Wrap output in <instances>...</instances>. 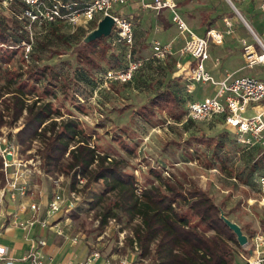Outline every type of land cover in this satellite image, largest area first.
<instances>
[{
	"label": "rangeland",
	"instance_id": "374dc122",
	"mask_svg": "<svg viewBox=\"0 0 264 264\" xmlns=\"http://www.w3.org/2000/svg\"><path fill=\"white\" fill-rule=\"evenodd\" d=\"M175 1L179 5L178 12L196 34L205 36L206 25L203 21L206 16L208 17L206 23L216 19L213 27L223 31L224 43L217 45L211 42L209 46L210 61L207 66L216 78L221 79L226 73H234L235 77L254 76L264 80V65L243 68L245 65L242 53L243 40L256 43L257 49L261 51L246 23L248 22L264 40V19L258 2H235L243 19L227 0ZM137 4L138 0H129L125 5H115L113 10L117 15L139 14L137 17L128 18L132 23L131 43L119 38L116 25L110 37L96 46L85 41L87 35L94 29L83 37L77 36L79 29L74 25L62 26L52 33L41 27L42 25L32 27L29 31L34 43L37 39L47 41V48L37 53L45 60L41 66L48 65L53 78L50 77V83L47 80L40 83L28 80L22 83L28 85V88L23 89L26 102L29 104L36 100L51 102L59 111V114L54 115V119L59 123L69 118L78 120L82 135L100 154L124 160V170L136 176L138 193L150 183H159L156 176L158 174L174 181L178 179L184 182L187 188L198 187L205 190L222 206V211L228 214L230 220L243 227V232L247 236L252 238L256 233H264L262 186L259 185L258 178L248 185L237 177L249 162L253 167L255 154L238 149L233 129L227 127L222 118L199 121L188 117L189 101L216 96L217 87L214 84L196 82L191 92L183 90V97L189 101L184 104L180 119L173 118L168 110L162 109L156 110L155 115L147 121L138 114L140 107L147 104L168 79L174 78L173 72L180 70L178 63L182 64L191 58L181 54L182 41L185 38L172 22V12L163 10L158 14L153 9L137 7ZM225 17L232 21L230 33L226 30ZM58 34L65 39H60ZM66 40L69 43H66ZM156 40L163 44L172 43L171 53L164 61L153 55ZM134 50L135 53L132 52ZM24 51L22 45V49L20 48L8 65L14 77L36 66L34 58L24 57ZM130 54L144 60L143 68L136 74L135 80L129 83L105 82L102 78L103 70L113 69L110 68L111 64L118 60L125 66ZM80 70H84L83 73L96 83L95 88L82 79ZM0 86H3V83H0ZM18 87L19 82H15L9 84L7 88L0 89V109L4 108L2 101L12 97V93L7 91ZM26 114L25 112L20 119L10 124L8 122L11 121V117L5 112L3 120L7 123L0 125V137L15 141L26 157L37 155L41 160L40 168L43 174L33 176V190L37 188L42 193L50 188L53 194L57 187H61L67 192L71 190L78 192L80 199L77 201V207L81 210L77 213L74 209L68 213L71 226L65 231L72 232L80 240L87 242L91 250H100L103 255L130 256L142 264H153L150 257L139 256L141 250L133 232V226L141 223L142 218L132 216L131 221L125 216L121 217L122 220L109 218L105 225H101L100 212L103 205L116 201V197L112 195L116 192L113 191L107 193L108 196L111 195L110 199H106L99 206L92 205V195L101 193L105 187L103 180L86 187V178L78 176L76 186L71 188L70 175L46 173L43 169L41 151L44 145L41 139L34 140L26 152L22 151L16 133L24 125ZM246 115L251 116L253 112ZM221 134H226L229 139L227 137L224 139ZM194 136L204 139L212 136L211 138L216 139L208 141L214 143H199ZM221 139L225 140L224 147L221 150L219 147V155L215 156L213 147L215 142ZM124 143L129 147H125ZM73 148L75 146L72 145L70 150ZM220 156L226 157L223 159ZM65 157L69 159V152ZM257 165L258 174L263 173L264 161L260 160ZM36 184L40 185L35 187ZM190 199L195 198L190 196ZM38 201L47 204L45 198ZM72 213L76 215L71 216ZM65 216L66 214L63 218ZM198 221V217L194 216L192 223ZM235 247V260L238 264L243 260V256L250 255L252 247L249 244Z\"/></svg>",
	"mask_w": 264,
	"mask_h": 264
},
{
	"label": "trees",
	"instance_id": "16d2710c",
	"mask_svg": "<svg viewBox=\"0 0 264 264\" xmlns=\"http://www.w3.org/2000/svg\"><path fill=\"white\" fill-rule=\"evenodd\" d=\"M25 8V3L16 0L9 9L0 10V83H3L0 89L7 88L11 83L19 82L18 88L7 91V93H12V97L1 103L4 108L0 109V125L7 123L3 120L5 112L11 117V121L8 122L10 124L15 123L26 112L24 125L16 133L17 139L22 145V151L26 152L31 148L34 140L41 139L44 145V149L41 151L43 169L46 173L70 175L71 188L76 186L78 176L86 178V187L103 180L105 182L103 191L92 195L91 203L94 207L111 198V195L108 196V192L115 191L116 193L112 195L116 197V201L104 204L102 207L100 212L101 225H105L109 218L122 220L121 217L125 216L128 221H131L132 216L142 218L141 223L133 226L135 240L141 250L140 257H150L153 264H236L235 246L241 247L237 235L221 217L222 206L217 204L205 190L198 187L187 188L181 180L176 179L174 181L158 174L156 176L160 181L159 183H150L144 186L141 193H138L136 176L124 170V160L112 159L107 154H100L82 135V128L78 120L69 118L59 123L54 119V115L59 114V111L53 107L51 102H41L40 100L31 104L26 102L23 89L28 85L22 83L28 80L39 83L47 80L50 83V77L53 78V74L48 65L41 66L45 60L38 56L37 52L39 50L42 52L41 49L47 48V41L37 39L36 43L34 40L32 42L28 28L30 21L23 16ZM138 15L131 13L126 17H137ZM206 19L203 23L206 25L207 33L210 29L215 28L213 26L216 19L207 23ZM67 25L61 22H53L45 23L41 27H45L48 32L52 33ZM34 26L32 25V27ZM95 28L94 25L88 29L84 26H78L77 36L82 35L84 37L88 31ZM58 36L60 39H65L60 34ZM109 37L101 36L87 43L96 46ZM24 41L32 42L30 56L36 61V66L26 72L18 73V76L14 77L8 65L12 62L13 57L18 54L20 48L22 49ZM132 52L135 53V50ZM131 56L133 55L131 54ZM132 58L140 59L134 56ZM125 66L118 60V62L112 63L110 68H123ZM83 71L80 70L79 72L82 79H85L88 84L95 88L96 83L90 80ZM103 71L105 73L107 70ZM24 74L25 78H23ZM173 79H168L149 99L148 103L140 107L138 114L142 119L149 120L159 109L168 110L173 118L180 119L182 117L181 112L184 111V104L189 101L183 97L182 92L183 90L188 91L189 81H182L178 77ZM5 82L7 84H4ZM216 118L224 120L223 116ZM221 135L224 136V139L227 137L226 134ZM211 137L208 136L207 139H204L194 136L199 143L206 142L208 144L214 143V141L208 142L210 139H216V137ZM224 139L215 142V147H213L215 156L219 155L218 148L220 147L221 150L224 147ZM234 141L238 149L253 153V155L255 154L254 157L256 156L257 150L255 148L247 150L237 143L236 137ZM124 144L125 147H129L127 143ZM72 145L75 148L70 150ZM67 152H69V159L65 157ZM220 157L225 159L226 156ZM221 162L223 161L221 160ZM1 165L2 159L0 157ZM257 171L258 168L254 165L252 167L249 162L241 169L237 177L248 185L257 178L259 183V176L264 175V172L258 174ZM0 179L2 180L1 183L4 184L5 178L1 171ZM190 196L195 199H190ZM80 210V207L75 209L77 213ZM75 215V213L71 214V216ZM225 215L228 217V214ZM194 216L198 217L199 221L192 223ZM242 230H244L243 227ZM250 238L248 236L249 240Z\"/></svg>",
	"mask_w": 264,
	"mask_h": 264
},
{
	"label": "built area",
	"instance_id": "2783aa9c",
	"mask_svg": "<svg viewBox=\"0 0 264 264\" xmlns=\"http://www.w3.org/2000/svg\"><path fill=\"white\" fill-rule=\"evenodd\" d=\"M26 4L23 16L28 18L29 29L32 25H43L45 23L61 22L68 25L97 27L98 23L107 15L112 16L119 38L131 43L133 40L132 23L124 15H117L113 12L115 5H125L129 0H20ZM236 7L235 2H258L259 9L264 19V0H227ZM16 0H0V10L9 9ZM139 6L143 9H153L158 14L163 10L172 12V22L177 25L180 33L185 38V44L181 47V54L191 58L190 68L186 79L188 92L194 89L193 84L212 83L217 87V94L214 97L205 99H192L187 104L188 117L193 120L212 121L216 117L223 116L227 127L233 129L237 143L245 149H256L254 166L260 160L264 161V80L254 76L235 77L234 73H226L223 78H216L207 64L210 61L209 46L213 42L217 45L224 43L222 30L212 28L205 36L196 34L178 12L179 5L175 0H138ZM238 12L239 9L237 8ZM241 13V12H240ZM242 15V14H241ZM244 19V18H243ZM227 32L230 33L232 21L224 18ZM114 25V26H115ZM246 25L253 33L255 41L261 47L257 49L256 43L243 40V56L245 65L243 68H253L264 65V40L247 22ZM33 42V37H31ZM32 42L24 45V57L30 58ZM172 43L163 44L155 41L153 45L154 56L165 60L171 53ZM217 64V62L215 61ZM143 65V60H135L129 56L127 66L123 68L108 69L103 73L105 82L117 81L129 83L133 81L135 74ZM248 112L253 115L247 116ZM16 145L15 141L0 137V157L2 165L0 171L4 174L5 182L0 183V204L5 201L14 204L18 200L31 198L33 194L32 178L43 174L40 168L41 160L37 155L26 157ZM11 155V158H8ZM259 183L264 192V175L259 176ZM80 196L76 190L69 192L66 189L57 187L48 203L43 206L37 199H30L29 202H20L19 207L9 212L10 223L16 227L29 232L35 226L42 229H55L57 233L66 240L73 243L79 241L78 236L69 235L65 229L54 220L63 217L69 221L68 213L77 207ZM264 204V197L262 200ZM29 211L31 215L23 218L21 215ZM46 244L44 240L34 243L29 253L20 259L30 264H45L42 254V247ZM251 253L238 264H264V233H256L251 241ZM103 259V264H142L130 256H106L100 250H90V253L76 264H96ZM16 259L9 254L6 245L0 242V263L15 264ZM64 264H74L67 261Z\"/></svg>",
	"mask_w": 264,
	"mask_h": 264
},
{
	"label": "crops",
	"instance_id": "0c3cea01",
	"mask_svg": "<svg viewBox=\"0 0 264 264\" xmlns=\"http://www.w3.org/2000/svg\"><path fill=\"white\" fill-rule=\"evenodd\" d=\"M137 7H140L139 3L137 4ZM184 44L185 39L182 41V46ZM188 57L189 56H187V58ZM190 61V59H186L182 64L179 62L178 66L180 70H175L173 72V77H178L182 81H188L186 77L188 73L187 70L190 68ZM136 74L133 80H135ZM1 181L2 180L0 179V183ZM39 185L36 184L35 187H38ZM52 195L53 194L50 192V188L48 190L46 189V191H43L42 193L35 188L31 198L20 199L14 204H10L7 201L0 204V242L8 247L9 254L16 259L15 264H30L29 262H23L20 259L25 254L29 253L34 243H39L41 240L46 242V244L42 247L45 264H64L67 261H72L76 264L90 253L91 248L87 242H84L82 239H79L77 243H73L59 235L55 229H42L39 226H35L27 232L10 223V219L8 217L9 212L15 211L19 207L20 202L24 201L27 203L30 199L38 200L40 198H45L48 203ZM43 206L45 205L43 204ZM30 215L31 213L29 211H25L21 216L23 218H27ZM54 222L62 226L65 230L68 226H71V220L67 221L63 217L58 218V220H54ZM68 234L76 236L72 232H69ZM96 264H103V259L97 261Z\"/></svg>",
	"mask_w": 264,
	"mask_h": 264
},
{
	"label": "water",
	"instance_id": "95a60500",
	"mask_svg": "<svg viewBox=\"0 0 264 264\" xmlns=\"http://www.w3.org/2000/svg\"><path fill=\"white\" fill-rule=\"evenodd\" d=\"M229 2V1H228ZM230 3V2H229ZM232 5V4H231ZM234 10L242 17L244 18L240 12H238L237 8L234 7ZM115 25V21L112 16H105L97 25V27L91 31L85 41L89 42L93 39H96L101 36H109L112 32V29ZM8 158H11V155H8ZM221 217L225 221V223L233 230V232L237 235V239L240 243V245L245 246L248 244L249 239L246 234H244L242 227L237 223L232 220H230L223 212L221 214Z\"/></svg>",
	"mask_w": 264,
	"mask_h": 264
}]
</instances>
